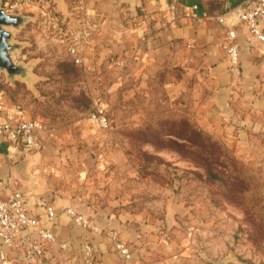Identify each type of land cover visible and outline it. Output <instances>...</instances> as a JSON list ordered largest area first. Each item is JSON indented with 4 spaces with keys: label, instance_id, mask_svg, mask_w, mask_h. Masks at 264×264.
Here are the masks:
<instances>
[{
    "label": "rangeland",
    "instance_id": "obj_1",
    "mask_svg": "<svg viewBox=\"0 0 264 264\" xmlns=\"http://www.w3.org/2000/svg\"><path fill=\"white\" fill-rule=\"evenodd\" d=\"M101 6L125 17L131 7L29 0L17 12L27 20L13 59L28 73L1 71L0 90L5 108L42 121L37 180L56 205L119 231L132 256L115 250L116 264H264V83L225 103L189 90L180 67L90 56ZM83 21L98 27L77 63L65 33Z\"/></svg>",
    "mask_w": 264,
    "mask_h": 264
},
{
    "label": "crops",
    "instance_id": "obj_2",
    "mask_svg": "<svg viewBox=\"0 0 264 264\" xmlns=\"http://www.w3.org/2000/svg\"><path fill=\"white\" fill-rule=\"evenodd\" d=\"M247 1L135 0L134 7L127 8L126 17L121 13L123 11L113 13L114 9L101 6L98 15L94 16L99 21V35L89 40L88 50L90 56L98 49H104L114 57L118 55V63L138 57L151 71L170 65L180 67L185 73L184 80L189 82L186 86L194 84L206 92L208 98L226 103L231 93L254 91L264 83V47L248 33H238L242 75L236 79L229 69L224 50L225 30L215 19ZM194 4L198 5L197 9L193 8ZM190 86L189 90H192L194 86ZM13 108L7 105L3 116L14 113L19 118H26ZM40 149L30 150L21 144L0 141V198L8 199L16 191L22 192L25 207L37 218L38 226L55 235L44 256L34 264H67L69 259L75 262L77 258L82 261L86 243L92 244L95 253L90 264L119 262L114 247L103 234L90 232L64 211L65 207L76 211L73 206L62 207L52 202L51 191L33 173ZM21 163H25V168L17 169ZM49 204L56 209L54 219L47 214ZM99 223L106 227L110 225L106 220ZM5 249L9 254L17 255L13 247L6 246ZM18 264H25L24 260L19 259Z\"/></svg>",
    "mask_w": 264,
    "mask_h": 264
},
{
    "label": "built area",
    "instance_id": "obj_3",
    "mask_svg": "<svg viewBox=\"0 0 264 264\" xmlns=\"http://www.w3.org/2000/svg\"><path fill=\"white\" fill-rule=\"evenodd\" d=\"M27 1L29 0H5L2 5L7 12L17 13ZM193 8L197 9L198 5L194 4ZM215 19L225 30L223 45L229 69L234 77L239 79L242 75L241 47L237 36L239 32H246L264 47V0H248L217 15ZM97 27L94 22L83 21L80 28L70 27L66 30L68 50L75 62H82L81 48L96 33ZM2 97L3 92L0 90V141L21 144L30 150L38 149L40 146L38 135L43 130L42 121L35 118H19L14 113L3 116L5 107ZM94 116L103 126L108 125L102 109L99 115V105ZM25 202V195L20 191L14 192L8 199L0 198V264H18L19 259H23L25 264H34L44 256L47 246L55 240L51 230L38 226L37 218L27 211ZM46 210L50 219L56 217L57 212L53 205L49 204ZM64 211L84 228L103 234L121 257L131 258L132 253L119 231L100 226L92 218L75 211L72 207H65ZM6 246L15 248L17 255L9 254ZM94 255L92 244L86 243L85 263L90 264L95 258ZM67 264L74 263L69 259Z\"/></svg>",
    "mask_w": 264,
    "mask_h": 264
},
{
    "label": "water",
    "instance_id": "obj_4",
    "mask_svg": "<svg viewBox=\"0 0 264 264\" xmlns=\"http://www.w3.org/2000/svg\"><path fill=\"white\" fill-rule=\"evenodd\" d=\"M0 0V72L4 71L11 78L15 76L24 77L28 73L27 66L16 63L13 52L20 48V43L13 41L14 31L21 27L27 20L21 13L7 12ZM134 7L135 0H126ZM25 168V163L19 164L17 169Z\"/></svg>",
    "mask_w": 264,
    "mask_h": 264
}]
</instances>
